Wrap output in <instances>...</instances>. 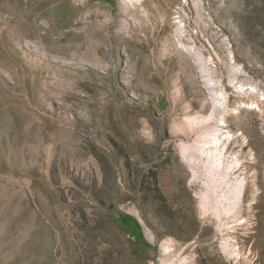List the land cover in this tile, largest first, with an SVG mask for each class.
Listing matches in <instances>:
<instances>
[{
  "label": "rangeland",
  "instance_id": "rangeland-1",
  "mask_svg": "<svg viewBox=\"0 0 264 264\" xmlns=\"http://www.w3.org/2000/svg\"><path fill=\"white\" fill-rule=\"evenodd\" d=\"M143 3L0 0V264H264V0Z\"/></svg>",
  "mask_w": 264,
  "mask_h": 264
},
{
  "label": "bare ground",
  "instance_id": "bare-ground-1",
  "mask_svg": "<svg viewBox=\"0 0 264 264\" xmlns=\"http://www.w3.org/2000/svg\"><path fill=\"white\" fill-rule=\"evenodd\" d=\"M144 1V3L143 4H141V5H144V7L146 6V2L148 1V0H143ZM187 1V0H186ZM224 121H226L225 120V118H224ZM229 134L231 135V132H229ZM234 137H236V136H234V135H232V138L233 139H235ZM223 141H222V137H219V138H217L216 140H215V142H214V144H215V146L217 147L219 144H221ZM245 144V143H244ZM227 154V153H226ZM226 154H224V156H223V158H225L227 155ZM243 155H244V153L243 152H237V157H236V160H235V163H238V162H241V166H240V171H242L243 172V174H247L248 172H245L246 170H247V166H246V164L244 163V161L246 160V157H245V155H244V157H243ZM220 156L222 157V153H220ZM243 158V159H242ZM250 162H252V164H255L254 162V159L251 157L250 159ZM257 178V177H256ZM241 188L239 189V187H237L236 189H237V191L239 190V193H237L238 195H241V193H243L244 194V191H245V186L243 187V186H240ZM255 191H254V196H253V199H252V202H254V203H252L251 205H250V207H249V209L250 210H253V209H255L256 207H258L259 206V201H258V199H259V196H258V193L260 192V187L257 185V184H255V189H254ZM237 191H235V192H237ZM236 197V196H235ZM243 197V196H242ZM241 198V197H240ZM237 199V198H236ZM256 202V203H255ZM261 204V203H260ZM264 254V253H263ZM262 258V257H261Z\"/></svg>",
  "mask_w": 264,
  "mask_h": 264
},
{
  "label": "trees",
  "instance_id": "trees-1",
  "mask_svg": "<svg viewBox=\"0 0 264 264\" xmlns=\"http://www.w3.org/2000/svg\"><path fill=\"white\" fill-rule=\"evenodd\" d=\"M123 219V223L126 225L130 220H133L131 217L129 216H123L122 217ZM134 221V220H133Z\"/></svg>",
  "mask_w": 264,
  "mask_h": 264
}]
</instances>
